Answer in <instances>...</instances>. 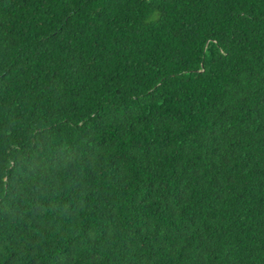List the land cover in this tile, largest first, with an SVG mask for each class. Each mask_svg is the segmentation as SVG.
I'll use <instances>...</instances> for the list:
<instances>
[{"label":"trees","instance_id":"16d2710c","mask_svg":"<svg viewBox=\"0 0 264 264\" xmlns=\"http://www.w3.org/2000/svg\"><path fill=\"white\" fill-rule=\"evenodd\" d=\"M0 264H264V0H0Z\"/></svg>","mask_w":264,"mask_h":264}]
</instances>
